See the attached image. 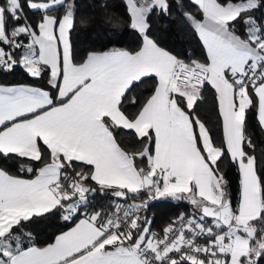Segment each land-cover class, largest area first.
I'll return each mask as SVG.
<instances>
[{
    "label": "snow or ice",
    "instance_id": "1",
    "mask_svg": "<svg viewBox=\"0 0 264 264\" xmlns=\"http://www.w3.org/2000/svg\"><path fill=\"white\" fill-rule=\"evenodd\" d=\"M123 4L137 46L78 59L72 33L88 21L77 19V0H0V74L20 70L47 86L0 83V164L13 160L30 177L0 166V264H260L264 175L247 120L255 109L264 132V0ZM174 6L199 59L153 35V17ZM147 79L151 91L132 95ZM207 87L218 141L199 112ZM122 134L139 147L126 150ZM225 161L239 175L236 206ZM161 198L191 210L158 232L147 212ZM49 217L67 230L39 244L28 226Z\"/></svg>",
    "mask_w": 264,
    "mask_h": 264
},
{
    "label": "trees",
    "instance_id": "2",
    "mask_svg": "<svg viewBox=\"0 0 264 264\" xmlns=\"http://www.w3.org/2000/svg\"><path fill=\"white\" fill-rule=\"evenodd\" d=\"M184 3L187 4L188 0H184ZM77 6V19H86L88 21L86 26L81 27L78 25L72 33V42L78 59L92 49L105 47L133 49L137 46L138 36L128 26L129 21L125 14L123 0H109L107 8L101 7L99 0H77ZM185 10L190 9L186 8ZM28 15L33 22L39 19L38 15H33L30 12ZM256 15L258 17L264 15V9L258 11ZM114 24L116 25L115 27L113 26ZM153 35L162 46L168 48L174 54L183 57L187 53H192L193 58L197 59L203 55L198 38L195 37L192 30L180 18L175 6L173 7V15L171 17H153ZM0 83H30L37 87H47L45 81L31 80L20 70L8 74H0ZM151 86V79H147L144 84L135 89L132 95L142 98L151 91ZM198 103L201 117L208 122L209 127L213 128V135L218 141L220 129L216 127L215 98L214 92L210 87L204 90L203 99ZM126 107L129 111H135L134 106L126 105ZM247 128L255 144L254 155L257 157L261 174L264 175V132H261L257 125L255 109L250 110L248 113ZM118 139L122 146L130 152L135 151L139 147L129 136L122 134ZM0 166L12 174H19L25 176V178H30L24 173H19V165L13 160L4 161ZM221 167L228 181V195L233 206H236L238 201V172L227 161ZM94 203L98 207H106L109 204V200L97 196L94 198ZM152 204L154 206L149 208L147 216L153 221L152 229L158 232L181 212H189L191 210L186 201L161 198L152 201ZM257 227L260 226L258 225ZM65 228L67 226L58 217H49L47 220L28 226V230L33 232L39 244L45 243L54 234ZM260 264H264V259L261 260Z\"/></svg>",
    "mask_w": 264,
    "mask_h": 264
},
{
    "label": "crops",
    "instance_id": "3",
    "mask_svg": "<svg viewBox=\"0 0 264 264\" xmlns=\"http://www.w3.org/2000/svg\"><path fill=\"white\" fill-rule=\"evenodd\" d=\"M238 200H239V175H238ZM237 204H238V201H237ZM65 230H67V228H65L64 230H62V231H65ZM59 233V232H58ZM57 233V234H58Z\"/></svg>",
    "mask_w": 264,
    "mask_h": 264
},
{
    "label": "built area",
    "instance_id": "4",
    "mask_svg": "<svg viewBox=\"0 0 264 264\" xmlns=\"http://www.w3.org/2000/svg\"><path fill=\"white\" fill-rule=\"evenodd\" d=\"M154 231H156V230H154Z\"/></svg>",
    "mask_w": 264,
    "mask_h": 264
}]
</instances>
